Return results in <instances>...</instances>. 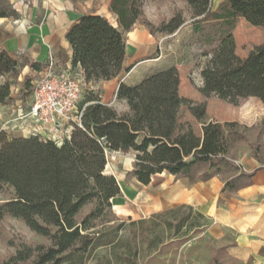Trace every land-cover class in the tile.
<instances>
[{"label": "trees", "instance_id": "1", "mask_svg": "<svg viewBox=\"0 0 264 264\" xmlns=\"http://www.w3.org/2000/svg\"><path fill=\"white\" fill-rule=\"evenodd\" d=\"M140 2L111 0L110 12L117 16L118 27L104 17L84 15L66 33L72 65L80 68L86 84L110 81L123 72L124 33L135 26ZM225 5V13L216 19L229 24L243 19L264 28V0H225ZM0 7V17L10 14L1 1ZM180 25L171 20L167 31ZM24 65L0 51V77H6L0 104L10 100V80L17 79ZM30 67L38 69L35 64ZM173 89L172 68L153 71L134 86L120 83L116 99L128 107L122 115L92 94L78 105L82 128L73 126L69 139L60 145L38 135L9 138L0 129V184L10 186L15 195L0 203V219L5 215L20 219L50 242L47 247L23 246L5 264H84L97 250L106 253L105 264H151L161 247L180 243L178 235L184 228L193 229V234L203 232L207 226L199 223L203 216L187 205L127 223L108 220L111 200L119 196L120 188L115 177L105 173L106 150L133 151L132 169L126 175L143 186L164 174L189 184L227 174L222 193L251 184L254 172H244L227 155V128L237 123L209 122L202 126V136L190 129L177 133L180 103L172 99ZM214 95L234 107L248 98L264 104V43L251 48L245 62L233 69ZM249 148L257 160L258 148L250 144ZM88 204L94 205L92 211L77 221ZM123 231L128 233L125 238L120 237Z\"/></svg>", "mask_w": 264, "mask_h": 264}, {"label": "crops", "instance_id": "2", "mask_svg": "<svg viewBox=\"0 0 264 264\" xmlns=\"http://www.w3.org/2000/svg\"><path fill=\"white\" fill-rule=\"evenodd\" d=\"M0 1L10 13L5 17H0V51L25 64L17 79L10 80V100L5 104H0V129L5 131L9 138L29 137L27 127L23 128L20 122L15 121L16 114L26 112L30 102L29 98L27 109L23 110L19 93L23 81L27 77L38 76L49 54H53L59 71L77 75L81 70L78 66L72 65L73 53L66 40L68 30L84 15L104 17L113 27H118L117 16L110 12L111 0ZM251 28L261 29L252 26ZM124 38L126 57L123 72L110 81L87 84L91 89L99 92L102 103L112 105V99L116 98L120 83L134 86L151 72L167 68H172L174 72L172 99L177 102L188 97L186 92L178 90L180 76L176 71V65L168 54L157 53V40L144 27L134 26L124 33ZM249 41L246 43L250 46V50L264 43V39L254 40L251 46ZM248 53L244 56L245 60ZM31 64H35L38 69L31 68ZM127 70L129 72L126 76ZM5 82L6 77H0V86ZM117 101L122 103L120 104L122 110L127 112L126 102L118 99ZM215 101V103L219 102L218 99ZM223 105L224 113L221 118L216 115L210 122H235L248 128H257L260 144L264 145V104L260 100L248 98L242 101L238 110L230 104ZM61 135V133L50 135L47 131L40 134L44 138L53 139ZM263 149V146L258 147L256 152L259 162L252 155L250 148L236 159L241 170L246 173L254 172L250 185L232 193H222L224 182L230 178L229 176L226 178L215 176L195 184H189L186 179L180 178L187 181L189 189L175 187L155 192L144 203L143 209L147 211L148 208L151 211L165 206L161 210L164 211L180 205L190 206L194 212L209 220L206 228L215 239L223 243L227 257L241 264H264ZM117 197L111 201L116 200ZM152 200L158 208L150 205ZM112 207L115 209L114 205ZM115 213L119 214L120 211ZM130 220L134 219L130 218Z\"/></svg>", "mask_w": 264, "mask_h": 264}, {"label": "rangeland", "instance_id": "3", "mask_svg": "<svg viewBox=\"0 0 264 264\" xmlns=\"http://www.w3.org/2000/svg\"><path fill=\"white\" fill-rule=\"evenodd\" d=\"M226 7L225 0H141L140 2V15L135 26L144 27L157 40L158 54L169 55L180 76L178 90L188 94L186 99L179 101L177 133L190 129L195 135L202 136V126L216 115L221 118L224 113L222 106L226 102L219 100L215 103L217 98L214 93L233 69L245 60V54L250 51V46L246 42L250 40L249 44L251 43L252 46L254 40L264 39V28L253 29L241 19L233 20L231 24L216 19L217 16L225 13ZM202 10L205 12L199 15ZM171 20L175 23L180 22L181 25L174 32L169 33L167 28ZM128 72L129 70L126 76ZM36 79L37 75L27 77L19 90L23 110L27 109ZM92 94L99 97L98 91L86 86L79 104L82 105ZM120 104L122 105L113 98L112 105L109 106L120 115L127 113L128 111L122 110ZM227 130L230 140L227 155L235 161L249 149V144L254 148L256 146L264 148V145L260 144L257 128H248L237 123L235 128H227ZM134 157L133 151L124 154L106 150L105 173L114 176L120 188L119 196L111 201L115 209L112 207V214L107 217L108 220L117 218L127 223L130 218L134 220L149 218L153 213L165 208L164 206L151 211L147 208L145 211L143 206L150 195L165 188L189 189L190 187L186 180L168 174L152 177L147 186L139 184L126 175L132 169ZM262 158L264 161V156ZM221 176L226 178L228 175ZM14 197V191L10 186L0 184V203ZM154 203L155 201L152 200L150 205L158 208ZM93 207V204L84 206L77 216V221L88 215ZM116 211L120 213H115ZM208 222L206 217L199 220L200 224H208ZM101 223L102 221L95 222L97 225ZM126 236H128L127 232L120 233L121 238ZM178 236L180 243L161 247L160 252L154 255L151 264H241L225 255L223 243L215 239L207 228L202 234H193V229L184 228L182 234ZM39 245L47 247L50 242L31 231L20 219L9 215L0 219V264H5L23 246L35 248ZM105 255L104 251L97 250L87 257L84 264H105L103 260ZM144 261L145 259L141 262ZM115 264L121 263L115 261Z\"/></svg>", "mask_w": 264, "mask_h": 264}, {"label": "built area", "instance_id": "4", "mask_svg": "<svg viewBox=\"0 0 264 264\" xmlns=\"http://www.w3.org/2000/svg\"><path fill=\"white\" fill-rule=\"evenodd\" d=\"M86 86L82 71L77 75L59 71L53 54H49L33 83L27 111L18 113L15 121L27 127L31 136H40L43 131L61 133L54 139L40 136L60 145L69 139L73 126L82 128V111L77 106Z\"/></svg>", "mask_w": 264, "mask_h": 264}]
</instances>
